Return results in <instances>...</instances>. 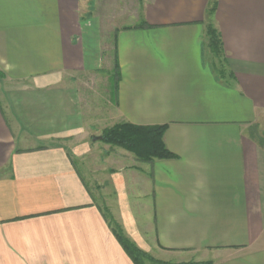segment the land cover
<instances>
[{"label": "crops", "instance_id": "crops-1", "mask_svg": "<svg viewBox=\"0 0 264 264\" xmlns=\"http://www.w3.org/2000/svg\"><path fill=\"white\" fill-rule=\"evenodd\" d=\"M124 1L0 0V264H135L104 209L155 260L264 264V0ZM121 122L174 157L95 144Z\"/></svg>", "mask_w": 264, "mask_h": 264}, {"label": "trees", "instance_id": "trees-1", "mask_svg": "<svg viewBox=\"0 0 264 264\" xmlns=\"http://www.w3.org/2000/svg\"><path fill=\"white\" fill-rule=\"evenodd\" d=\"M215 4L209 8V13L213 14ZM208 46L215 57L221 55L223 46L220 34L213 22L207 23L206 31ZM116 83L118 81V63L115 60ZM222 76V74H220ZM166 125L141 126L129 122L117 123L111 127L105 128L96 138L111 146L120 147L132 153L137 159L142 161H152L154 159L172 158L174 155L166 148L163 142V134ZM103 215L119 243L130 256L135 264H144V259H151L157 264H174L170 262L157 261L141 252L123 233L119 224H117L107 210H103ZM181 264H209V262H187Z\"/></svg>", "mask_w": 264, "mask_h": 264}, {"label": "rangeland", "instance_id": "rangeland-1", "mask_svg": "<svg viewBox=\"0 0 264 264\" xmlns=\"http://www.w3.org/2000/svg\"><path fill=\"white\" fill-rule=\"evenodd\" d=\"M107 1V0H106ZM109 1V0H108ZM124 3L125 4H128V5H130L131 3H132V1L131 0H125L124 1ZM127 5H125V7H126ZM107 43H109L108 44V46L107 47H104V49L105 48H107V50H110V51H112L113 50V47H112V37L110 38V39H108V41H106ZM207 48V47H206ZM213 56V61L215 62V64L216 65H218V67L220 68L221 67V65H222V62H221V60H220V57L218 56V57H215L214 55H212ZM101 83V84H100ZM103 83H104V80L102 79V81H99V83H97L98 85H100V87L103 89ZM258 129H257V131L259 132V134H262V135H264V116H262L261 118H260V120H259V122H258ZM97 140V139H96ZM95 144H97L98 146H103V148H105L104 146H105V144L106 143H104V142H102V141H100V140H98L97 141V143H95ZM107 146H109L110 147V145L109 144H107ZM102 151V150H101ZM133 156V155H132ZM81 169H83L82 167H80ZM94 187V186H93ZM130 240V239H129ZM141 252H143L145 255H147V256H149V257H151V255L149 254V252H147V251H145V250H143L142 248H140L137 244H135L132 240H130ZM152 258V257H151ZM155 260V259H154ZM144 264H145V262H154L153 260H151V259H147V258H145L144 260ZM158 261V260H157ZM154 263H156V262H154Z\"/></svg>", "mask_w": 264, "mask_h": 264}, {"label": "water", "instance_id": "water-1", "mask_svg": "<svg viewBox=\"0 0 264 264\" xmlns=\"http://www.w3.org/2000/svg\"><path fill=\"white\" fill-rule=\"evenodd\" d=\"M93 139H96L95 137Z\"/></svg>", "mask_w": 264, "mask_h": 264}]
</instances>
